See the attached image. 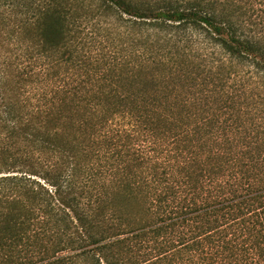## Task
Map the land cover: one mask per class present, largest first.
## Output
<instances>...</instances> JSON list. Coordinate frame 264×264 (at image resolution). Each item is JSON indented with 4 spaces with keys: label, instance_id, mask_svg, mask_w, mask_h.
<instances>
[{
    "label": "trees",
    "instance_id": "obj_1",
    "mask_svg": "<svg viewBox=\"0 0 264 264\" xmlns=\"http://www.w3.org/2000/svg\"><path fill=\"white\" fill-rule=\"evenodd\" d=\"M0 264H264V0H0Z\"/></svg>",
    "mask_w": 264,
    "mask_h": 264
}]
</instances>
